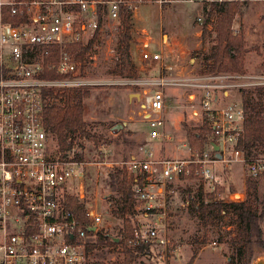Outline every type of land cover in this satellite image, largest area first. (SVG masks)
Masks as SVG:
<instances>
[{"label":"built area","instance_id":"obj_1","mask_svg":"<svg viewBox=\"0 0 264 264\" xmlns=\"http://www.w3.org/2000/svg\"><path fill=\"white\" fill-rule=\"evenodd\" d=\"M180 1L202 8L246 0H0V264H85L86 244L90 238L104 235L105 228L94 206L84 205V227L63 207L64 196H73L67 187L83 185L85 163L74 161L70 152L56 151L57 145L52 149L54 140L42 123L43 89L102 86L84 77L85 67L73 61L68 47L92 39L100 32L103 17L119 24L120 7L133 16L141 4L162 7ZM101 5L105 8L99 24ZM196 24H202L201 16ZM140 33L144 37L140 60L156 64V73L140 74L133 80L112 79L107 84L141 90L139 116L147 127L145 141L151 146L142 149L144 158H132L122 163V168L134 181L137 212L141 209L142 217L150 220L149 212L162 210L158 214L166 220L170 181L194 176L214 192L220 185L216 163H243L252 177L264 171V157L246 161L244 154L234 149L242 131V90L264 87V74L185 75L176 71L162 52H149L151 38L144 29ZM44 71L73 77L46 80L41 77ZM168 88L186 89L191 115L211 129V142L219 146L220 161L211 155L210 144L194 151L184 144L187 159L157 156L154 148L165 147L171 139L165 127ZM230 92L239 94L240 103L225 105L221 101V96L228 98ZM90 228L94 231H88ZM128 243L155 246L164 264L177 250L153 220L138 224Z\"/></svg>","mask_w":264,"mask_h":264},{"label":"rangeland","instance_id":"obj_2","mask_svg":"<svg viewBox=\"0 0 264 264\" xmlns=\"http://www.w3.org/2000/svg\"><path fill=\"white\" fill-rule=\"evenodd\" d=\"M241 12L233 20L232 32L238 35L244 34L246 53L244 56L245 72L249 74L261 73L264 68V0H246ZM202 17V24H196V18ZM133 41L131 50L133 59L139 68L141 75L156 73L157 65L154 63H142L140 60L141 42L144 37L141 30H146L151 41L147 50L149 52H162L167 56L166 61L178 72L185 75L200 72L203 66L202 54L207 55L214 41L212 20L208 21L198 4L177 2L167 6L157 3L141 4L133 15ZM119 36V24H114L103 17L98 40L92 50L87 54L84 77L89 81L100 83L103 87L110 86L107 83L113 78L109 71L114 67L117 55L116 49ZM85 41L84 43H86ZM140 43V44H139ZM89 56L93 58H88ZM202 59V60H201ZM140 65V66H139ZM194 72V73H193ZM119 86V85H118ZM140 89L133 92L131 89L119 86V88H100L90 91V96L85 100L87 112L85 120L93 133L102 137V143L95 146L93 143H85L83 149L74 147L70 156L81 154L85 163L86 175L83 185L76 183L69 185L67 191L80 199L84 205L94 206L103 220L104 235L120 237L122 233V220L113 215L118 208V195L111 182L113 168H122V163L132 158H144L142 149H148L151 144L147 143V127L139 116L141 99L131 96L139 94ZM186 89H166L165 127L171 136L170 142L163 148L155 147L157 156L172 159H187L189 152L183 147L188 146L186 139L187 128L201 125L198 119L191 115V108L185 98ZM221 101L226 104L240 103L239 94L230 92L228 98L221 96ZM116 125H123L117 131H112ZM106 141V143H105ZM56 142L53 141L54 150ZM212 150V149H211ZM57 151V147H56ZM101 151V153H100ZM214 156V151L211 152ZM250 157H264V154L255 153ZM215 172L220 180V186L224 193L217 195L216 199L239 201L245 195V182L249 176L247 167L243 163H216ZM258 181V194L264 201V171L256 176ZM80 182V181H79ZM194 191L207 194L210 187L202 180L191 182ZM83 195V198L79 196ZM238 194L239 197H235ZM182 194L175 187L170 189L166 196L167 221L163 215L146 220L142 217V210L138 209L134 221L138 224L156 222L159 224L161 233L165 232L172 242H175L177 250L168 256L165 264H187L194 254L192 264H236L237 255L235 246L230 244L236 235L234 217L223 216L214 225H208L209 232H217L221 242L206 243L204 245H190L204 234L203 224L193 205L182 204ZM201 222V224H200ZM215 226V228H214ZM200 227V228H199ZM206 227V226H204ZM264 238V224H263ZM90 238V242L95 241ZM203 239V240H202ZM197 240V241H196ZM258 255H264L258 252ZM257 255V256H258ZM101 253L90 255L89 262L93 263L101 259ZM118 255L109 256L104 261L117 258ZM146 264H151L143 260ZM154 261V260H153ZM158 264H164L158 260Z\"/></svg>","mask_w":264,"mask_h":264},{"label":"trees","instance_id":"obj_3","mask_svg":"<svg viewBox=\"0 0 264 264\" xmlns=\"http://www.w3.org/2000/svg\"><path fill=\"white\" fill-rule=\"evenodd\" d=\"M109 1V0H103ZM244 3L233 2L221 6H203L202 13L208 21L212 20L214 41L207 55L202 54L203 66L200 72L209 74L223 73H247L244 68V56L246 53L244 34L234 35L232 25L234 18L241 12ZM104 6L98 7V21L102 20L101 13ZM133 16L130 10L123 7L119 9V36L116 49L117 59L109 75L117 80H133L140 77V71L133 59L131 44L133 41ZM98 40V32L86 43H79L68 47V51L74 62L86 65L87 54L92 50ZM201 59V60H202ZM264 74V68L261 73ZM43 79L52 80L60 78H72V75L58 76L54 72L44 71ZM100 88H119V86H98L44 88L42 92V123L48 134L56 142L57 150L62 153L71 152L76 146L83 149L85 143H93L98 146L102 137L96 135L89 128L85 120L87 106L85 100L89 98L90 91ZM133 92L136 87H125ZM241 103L243 108L242 131L234 145V149L244 154L246 161L259 157H250L252 154H264V87L250 90H242ZM186 139L191 151L203 150L211 142L212 131L205 123L199 126L187 128ZM106 143V141H105ZM74 161H82L81 154H75ZM110 186L118 195V208L112 213L122 220V233L120 237L112 238L103 234L95 236V241L87 243L84 250L85 264H146L143 260L158 264V249L150 244L140 243L130 245L128 240L132 238L133 230L138 223L137 201L134 196V181L123 168H113ZM200 179L194 176L180 178L178 181H170L168 190L175 187L183 196L182 204L193 205L196 210L215 209L219 214V220L223 216L234 217L236 235L230 244L235 246L237 255L236 264H251L260 251L264 254V201L258 194V181L256 177L248 176L245 182V195L239 201L225 202L216 199L217 195L224 193L222 186L218 185L214 192L209 191L203 195L190 187L191 182ZM167 201V200H166ZM165 201V207L167 202ZM63 207L66 211L75 214L80 225H83L84 204L74 196H64ZM162 210H153L148 213L149 219L155 218ZM203 226L214 225V219L210 213L197 214ZM146 219V218H145ZM148 221V219H146ZM87 235L92 234L87 232ZM220 243V237L205 238L203 241L191 242L190 245H204L206 243ZM101 253V259L93 263L89 262L90 255ZM118 255L117 258L104 261L109 256ZM195 259L193 254L187 264H192ZM154 260V261H153Z\"/></svg>","mask_w":264,"mask_h":264},{"label":"water","instance_id":"obj_4","mask_svg":"<svg viewBox=\"0 0 264 264\" xmlns=\"http://www.w3.org/2000/svg\"><path fill=\"white\" fill-rule=\"evenodd\" d=\"M131 96H135L136 98H139V95L138 94H133V95H130ZM123 127V125H116L112 131L114 132H117L119 131L121 128ZM212 150L214 151V158L218 161H220L222 159L221 157V154L219 152V146L217 144H215L214 142H210L209 143ZM235 197H239L238 194L235 195ZM88 231L90 232H93L94 231V228H90L88 229ZM251 264H264V255H258L252 262Z\"/></svg>","mask_w":264,"mask_h":264},{"label":"crops","instance_id":"obj_5","mask_svg":"<svg viewBox=\"0 0 264 264\" xmlns=\"http://www.w3.org/2000/svg\"><path fill=\"white\" fill-rule=\"evenodd\" d=\"M136 64V63H135ZM138 66V65H137ZM140 66V65H139ZM168 213V212H167ZM167 213H166V221H167ZM195 215L196 214H200L201 213V216H203V214H206V213H210L211 214V216L213 217V219H214V222L215 223H217V220H218V212H217V210H215V209H208V210H195ZM200 224H201V222H200ZM203 226V224H201L200 225V227H202ZM199 227V228H200ZM204 228V234L201 236V237H199V238H196L197 240H201V238H205V237H213V236H216L217 235V232H209V230H208V227L206 226V227H202V229ZM214 228H215V226H214ZM167 234V233H166ZM167 236H168V234H167ZM202 239V240H203ZM196 240V241H197Z\"/></svg>","mask_w":264,"mask_h":264}]
</instances>
